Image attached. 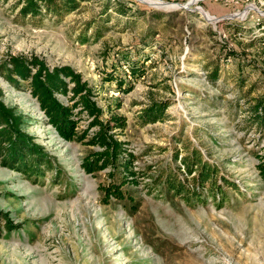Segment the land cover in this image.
Returning <instances> with one entry per match:
<instances>
[{
  "label": "rangeland",
  "instance_id": "1",
  "mask_svg": "<svg viewBox=\"0 0 264 264\" xmlns=\"http://www.w3.org/2000/svg\"><path fill=\"white\" fill-rule=\"evenodd\" d=\"M13 1L0 2V60L34 53L80 71L104 112L119 104L127 122L119 136L153 175L123 185L134 202H103L105 171L80 167L88 146L56 133L26 82L13 86L0 75L1 103L52 161L27 177L0 159V209L14 224L2 228L0 264H264L256 169L264 135L248 117L264 92V0H120L125 13L118 0H81L60 17L34 18ZM237 11L247 16H226ZM153 100L168 102L165 113L143 122ZM192 152L215 166L216 198L206 188L186 196L161 184L166 173L185 177L182 158Z\"/></svg>",
  "mask_w": 264,
  "mask_h": 264
},
{
  "label": "trees",
  "instance_id": "2",
  "mask_svg": "<svg viewBox=\"0 0 264 264\" xmlns=\"http://www.w3.org/2000/svg\"><path fill=\"white\" fill-rule=\"evenodd\" d=\"M80 2L81 0H14L13 4L19 7L18 13L23 17L34 18L46 14L60 17L77 8ZM117 7L121 13L128 11V7L120 0L117 1ZM130 67L132 75L139 74L138 66L133 64ZM0 75L13 86L18 87L26 82L30 95L36 99L47 123L56 133L65 140H78L88 146L80 159V167L90 174L105 171L108 180L98 184L103 202H109L112 198L134 202L133 196L123 185H135L145 176L150 179L153 174H147L136 163V154L127 146L126 140L119 136L127 122L126 117L117 110L118 103L113 107L107 104L104 112L94 98L93 87L83 79L80 71L70 64L50 66L44 57L34 53H7L0 60ZM121 85L122 79H119L118 86ZM126 89H131V85ZM57 94L67 97V102L59 99ZM167 106V101L153 100L143 107L139 116L143 118V122L156 121L163 117ZM248 110L250 123L264 135V92L252 98ZM20 120L0 100V159L3 165L20 170L27 177H37L43 174L45 168L52 167V161L41 150L40 144L20 128ZM256 155V169L264 181V145ZM182 164L185 177L166 173L161 181L168 192L187 196L198 194V190L206 188L209 195L214 198L218 196L222 185L217 182L215 166L201 160L196 152L184 156ZM190 174L188 178L187 175ZM13 226L9 213L0 209V234L2 228L10 229Z\"/></svg>",
  "mask_w": 264,
  "mask_h": 264
},
{
  "label": "bare ground",
  "instance_id": "3",
  "mask_svg": "<svg viewBox=\"0 0 264 264\" xmlns=\"http://www.w3.org/2000/svg\"><path fill=\"white\" fill-rule=\"evenodd\" d=\"M196 1H198V0H194V2H196ZM151 3H153V4H155L156 6H166L168 3H166V2H163V1H161V0H152V2ZM251 7H254V6H251ZM245 10H246V8H245ZM244 10V11H245ZM241 12H243V11H240V12H238V14L237 13H235L236 15H238V16H240V17H242L243 15H244V13H241ZM210 18V17H209Z\"/></svg>",
  "mask_w": 264,
  "mask_h": 264
},
{
  "label": "built area",
  "instance_id": "4",
  "mask_svg": "<svg viewBox=\"0 0 264 264\" xmlns=\"http://www.w3.org/2000/svg\"><path fill=\"white\" fill-rule=\"evenodd\" d=\"M243 11H244V10H243ZM238 12H240V11H237V12H234V13H231V14H227L226 16H227V17L235 16V13H238ZM245 13H246V10H245ZM261 13L264 14V12H261ZM236 16H238V15H236ZM246 16H247V15L244 14V15L242 16V18H243V17H246ZM238 17H240V16H238Z\"/></svg>",
  "mask_w": 264,
  "mask_h": 264
},
{
  "label": "water",
  "instance_id": "5",
  "mask_svg": "<svg viewBox=\"0 0 264 264\" xmlns=\"http://www.w3.org/2000/svg\"><path fill=\"white\" fill-rule=\"evenodd\" d=\"M183 6L186 7V8H189V7H188L187 5H185V4H184Z\"/></svg>",
  "mask_w": 264,
  "mask_h": 264
}]
</instances>
